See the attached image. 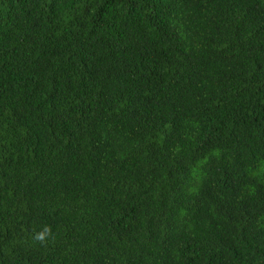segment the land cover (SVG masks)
<instances>
[{
	"label": "trees",
	"instance_id": "1",
	"mask_svg": "<svg viewBox=\"0 0 264 264\" xmlns=\"http://www.w3.org/2000/svg\"><path fill=\"white\" fill-rule=\"evenodd\" d=\"M0 264H264V0H0Z\"/></svg>",
	"mask_w": 264,
	"mask_h": 264
}]
</instances>
